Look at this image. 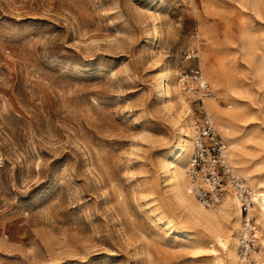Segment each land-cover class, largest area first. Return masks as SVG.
Here are the masks:
<instances>
[{"label": "rangeland", "instance_id": "374dc122", "mask_svg": "<svg viewBox=\"0 0 264 264\" xmlns=\"http://www.w3.org/2000/svg\"><path fill=\"white\" fill-rule=\"evenodd\" d=\"M254 3L0 0V264H227L177 202L166 166L181 125L208 114L177 80L198 65L210 96L231 78L241 86L227 92L241 106L230 148L211 120L250 198L243 175L264 184V0ZM166 70L186 107L159 87ZM249 214L256 250L241 259V215L236 251L241 264H264L252 201Z\"/></svg>", "mask_w": 264, "mask_h": 264}, {"label": "bare ground", "instance_id": "6f19581e", "mask_svg": "<svg viewBox=\"0 0 264 264\" xmlns=\"http://www.w3.org/2000/svg\"><path fill=\"white\" fill-rule=\"evenodd\" d=\"M253 5H256V0ZM200 49L201 48L199 46V51ZM222 61L223 60H220L218 63L221 66L222 74L227 75V70H226L227 64L224 61L223 62ZM162 81L163 82L165 81L163 91L164 93H166L167 97L168 96L170 97V95L172 96V94H174L179 108L181 109L182 107H184L185 104L182 103L183 96L181 91L178 90L177 80H175L172 77V74L169 70H166L161 73L158 84L159 87ZM236 82H237L236 80H233L231 78L230 89L227 88L226 90H224L225 92L223 91L217 92L215 96H210L208 93V95L202 97V99L204 98L209 117L211 118L212 116L219 124H221L222 132H223L222 134L224 139L227 142H229V148L231 147V141L229 138L234 134L233 131L229 130V125L234 123V121L237 118H239L241 115V111H240L241 106L238 105L239 103L237 99L235 98L233 99V97H231V95L227 93V92H233L234 94L237 95L239 94L238 90L241 89L240 88L241 86L235 84ZM216 96L228 98L232 101V104L226 108H223L221 107ZM179 131H180V135L176 142L177 143L176 147L178 152L176 155H174L175 153L173 154V161L175 162L174 163L173 161L169 162V165H171V167L169 168L168 166H166L168 180L171 186L173 187L174 197L176 198L177 202L188 212V214L192 216V218H194L201 225H204L206 228H208L214 235L213 239H215V241L220 243L226 249L227 264H241L240 262L241 260L239 259V256L237 254L238 251H236L237 234L239 232V223L242 215L240 208V201L237 197V194L233 191V189L231 191V188H229L227 185L224 187V191L222 192L219 201L216 202L215 204H212L213 206L210 205L211 207L202 206L194 199V197L189 192V178L187 176V173L185 175L183 172L186 159L187 157H190L192 151L193 138L195 135V129L192 126V121L191 120L185 121L183 125H181ZM231 160H232V151L227 150L226 161L230 163ZM188 164H189V159L187 165ZM235 173L237 172L235 171ZM236 176L240 179V176L238 174H236ZM243 177L247 180L249 185L252 188H254V190L251 191V198L249 196L250 194L248 195V201L253 202V205L255 206L257 211V217H258L257 221L261 224L264 230V190L259 189L262 188V186H264L263 179H260L255 183H253L250 176L243 175ZM244 185L246 186V184ZM244 185L242 184V186ZM249 198L251 201L249 200ZM249 213H250V207H249ZM221 219H225L226 222L230 224L228 226L223 225ZM226 233H229V237H230L228 245H226L225 242L223 241ZM219 263L224 264V261L220 259Z\"/></svg>", "mask_w": 264, "mask_h": 264}, {"label": "built area", "instance_id": "2783aa9c", "mask_svg": "<svg viewBox=\"0 0 264 264\" xmlns=\"http://www.w3.org/2000/svg\"><path fill=\"white\" fill-rule=\"evenodd\" d=\"M197 54L189 51L184 59H195ZM177 80L181 89L190 99L203 104L202 97L208 95L209 84L202 77L199 66L186 67L179 71ZM202 107V106H201ZM201 118L195 125L192 151L186 170L189 178V192L202 206H210L219 201L225 186H230L237 194L242 212V225L239 236V253L243 261L249 260L255 252L256 244L252 237L257 228L253 216L249 214L251 202L247 187L242 186L233 167L226 161L227 146L217 133L214 123L204 108Z\"/></svg>", "mask_w": 264, "mask_h": 264}]
</instances>
